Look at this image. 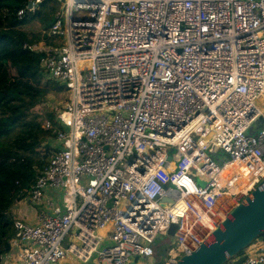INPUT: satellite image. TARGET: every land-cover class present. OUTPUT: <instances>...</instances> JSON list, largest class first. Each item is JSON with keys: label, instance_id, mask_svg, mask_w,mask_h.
I'll use <instances>...</instances> for the list:
<instances>
[{"label": "built area", "instance_id": "2783aa9c", "mask_svg": "<svg viewBox=\"0 0 264 264\" xmlns=\"http://www.w3.org/2000/svg\"><path fill=\"white\" fill-rule=\"evenodd\" d=\"M58 2L41 67L69 98L31 186L41 214L15 219L8 261L131 264L175 223L176 264L264 179V0Z\"/></svg>", "mask_w": 264, "mask_h": 264}, {"label": "trees", "instance_id": "16d2710c", "mask_svg": "<svg viewBox=\"0 0 264 264\" xmlns=\"http://www.w3.org/2000/svg\"><path fill=\"white\" fill-rule=\"evenodd\" d=\"M31 1L0 0V264L13 249L12 208L30 196L32 184L56 151L52 145L54 129L60 127L56 112L38 114L35 107L49 93L67 90L45 75L41 67L44 52L34 47L43 40L53 44L50 28L62 4L43 0L36 10L26 9L20 15ZM36 19L46 25L44 33L26 28ZM46 119L53 127H44ZM160 247L156 244V253L168 252Z\"/></svg>", "mask_w": 264, "mask_h": 264}, {"label": "water", "instance_id": "95a60500", "mask_svg": "<svg viewBox=\"0 0 264 264\" xmlns=\"http://www.w3.org/2000/svg\"><path fill=\"white\" fill-rule=\"evenodd\" d=\"M176 229L177 224H171L169 236H175ZM263 234L264 179L214 231L209 242L182 256L176 264H243L248 257L244 251ZM139 261L135 256L131 264Z\"/></svg>", "mask_w": 264, "mask_h": 264}, {"label": "rangeland", "instance_id": "374dc122", "mask_svg": "<svg viewBox=\"0 0 264 264\" xmlns=\"http://www.w3.org/2000/svg\"><path fill=\"white\" fill-rule=\"evenodd\" d=\"M26 28L33 32L44 33L46 30V25L41 19L40 20L36 19L32 23L27 25ZM50 43H53L52 45L54 44L58 45L60 43V40L50 38ZM49 45L50 44L47 43L46 40H43L36 45V48L39 51H43V50H46L48 47H50ZM68 98H69L68 90H64L62 92H51L48 94V96L45 98L43 102H41L35 107V111L38 114H43V115H46L48 112H57V110H59L67 102ZM261 103L262 105H264V99H261ZM53 144H55L54 141H52V145ZM207 151L210 153V155L213 157V159L216 162L218 163L222 162L223 156L220 153H218L217 151L216 152H212L210 150H207ZM72 237H73V232L70 233V237H68V242L70 241V239H72ZM174 239H175L174 236H168L166 240H159L156 242V244L160 245L161 246L160 248L162 249H169ZM9 258H10L9 255H7L6 258L4 256L3 264H12V262L10 261L11 259L9 261L7 260ZM142 259H144L148 264H163V262L167 259V252L162 255L159 252V253H156V256H152L149 258H142ZM76 262L78 263L80 262L79 264H86L80 260H76ZM140 262L141 261H139L138 263L140 264Z\"/></svg>", "mask_w": 264, "mask_h": 264}, {"label": "crops", "instance_id": "0c3cea01", "mask_svg": "<svg viewBox=\"0 0 264 264\" xmlns=\"http://www.w3.org/2000/svg\"><path fill=\"white\" fill-rule=\"evenodd\" d=\"M47 196L53 199L56 203L61 204V194L58 191L50 189L47 192ZM41 210H42L41 208L37 207L34 204V202L31 201L30 196H29V197H26L21 202L17 203L12 208V215L15 217V219L22 218L28 222L36 223L38 221L39 214H41L40 213ZM262 249H264V237L259 238L256 242H254L248 248L247 252L255 253V252L261 251ZM76 260L78 259L74 257H69L63 262H61L60 264H79L80 262L78 263L76 262ZM140 261H141L140 264H148L144 259L140 258ZM86 264H98V263H96L95 261H91Z\"/></svg>", "mask_w": 264, "mask_h": 264}, {"label": "bare ground", "instance_id": "6f19581e", "mask_svg": "<svg viewBox=\"0 0 264 264\" xmlns=\"http://www.w3.org/2000/svg\"><path fill=\"white\" fill-rule=\"evenodd\" d=\"M106 228H100L99 230H98V235L101 237V236H103V235H105V232H106Z\"/></svg>", "mask_w": 264, "mask_h": 264}, {"label": "clouds", "instance_id": "9594fccd", "mask_svg": "<svg viewBox=\"0 0 264 264\" xmlns=\"http://www.w3.org/2000/svg\"><path fill=\"white\" fill-rule=\"evenodd\" d=\"M247 253V252H246Z\"/></svg>", "mask_w": 264, "mask_h": 264}]
</instances>
